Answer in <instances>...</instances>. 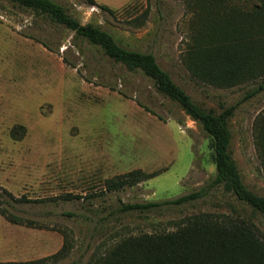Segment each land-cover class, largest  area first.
Segmentation results:
<instances>
[{"label":"rangeland","instance_id":"obj_1","mask_svg":"<svg viewBox=\"0 0 264 264\" xmlns=\"http://www.w3.org/2000/svg\"><path fill=\"white\" fill-rule=\"evenodd\" d=\"M55 1L81 22L101 25L123 46L153 52L205 108L221 112L236 106L229 119L231 149L245 183L264 196L257 145L264 90L246 98L264 78L227 88L194 78L183 56L202 25L185 1L154 0L143 25L135 17L147 0H97L115 15L87 0ZM257 1L234 0L235 14L236 6ZM231 10L221 4L208 11L215 13L212 19ZM211 143L203 125L143 71L117 63L47 15L0 0V184L15 197L43 199L19 202L6 194L5 207L22 224L49 232L52 255L68 245L67 255L52 264H93L96 253L124 238L176 230L202 213L247 219L264 236L259 213L222 186L209 187L217 174ZM133 170L162 173L106 189L107 180ZM203 187L202 197L181 205L124 210L127 204L175 199ZM68 194L81 198L64 199Z\"/></svg>","mask_w":264,"mask_h":264},{"label":"trees","instance_id":"obj_2","mask_svg":"<svg viewBox=\"0 0 264 264\" xmlns=\"http://www.w3.org/2000/svg\"><path fill=\"white\" fill-rule=\"evenodd\" d=\"M11 1L23 8L49 16L53 21L75 32L77 36L99 46L117 63H122L132 71L141 70L152 78L159 91L176 101L185 113L201 123L211 136L217 174L209 187L222 186L264 219V196L256 193L245 183L231 149L232 130L229 119L235 113L236 106L227 107L221 112L205 108L174 80L172 74L161 66L153 52L123 46L101 25L81 22L55 0ZM87 1L93 6L116 14L114 9L98 3L97 0ZM147 1V8L135 17L137 25H143L150 15L154 0ZM182 1L186 2L188 9L194 13V20L204 29H196L195 42L191 43L183 56V63L194 78L219 88L264 78V0L257 1L251 7L244 4L236 6L239 11L237 14L234 12V0ZM221 4L222 6L226 4L232 10L224 11V14L211 19V15L215 13L208 10L220 7ZM262 90L264 80L246 98ZM261 119L262 121L258 123L257 145L264 162V117ZM15 129L17 127L12 130L14 137ZM160 173L162 172L133 170L107 180L106 189L113 191L134 186ZM206 190L203 187L199 191L161 202L127 204L124 210L152 209L164 204L181 205L202 197ZM6 194L19 202L43 200L29 199L25 195L15 197L0 187V213L13 223L22 224L24 221L5 207ZM63 198L73 200L81 196L68 194ZM68 251V245H64L59 252L49 257L0 264H52L51 260L67 255ZM93 264H264V236L260 228L247 219L217 218L212 214L202 213L186 219L176 230L124 238L105 253H96Z\"/></svg>","mask_w":264,"mask_h":264},{"label":"crops","instance_id":"obj_3","mask_svg":"<svg viewBox=\"0 0 264 264\" xmlns=\"http://www.w3.org/2000/svg\"><path fill=\"white\" fill-rule=\"evenodd\" d=\"M51 255L48 231L13 223L0 213V262L30 261Z\"/></svg>","mask_w":264,"mask_h":264}]
</instances>
